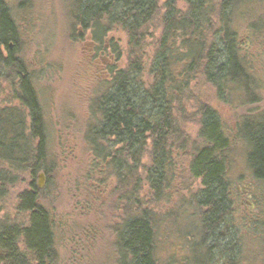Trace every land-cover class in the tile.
<instances>
[{
	"label": "rangeland",
	"instance_id": "1",
	"mask_svg": "<svg viewBox=\"0 0 264 264\" xmlns=\"http://www.w3.org/2000/svg\"><path fill=\"white\" fill-rule=\"evenodd\" d=\"M212 1L214 10L219 11L221 0ZM8 2L22 34L23 56L34 73L42 104L48 171L38 172L34 179L30 171H25L15 180L16 173L8 171L7 163L0 162V225L28 226L30 212L20 210L21 196L33 189V183L38 186L43 173L44 187H38L39 199L55 220L57 264H123L125 254L119 235L135 214L133 186L124 185L115 172L96 170L89 140L90 128L98 123L93 113L95 99L107 86L101 66L105 59L75 20L73 0ZM164 3L165 0L160 1L159 12L144 29L141 45H129V35L118 26H113L105 39L122 49L121 67H128L138 57L143 60V70L137 75L143 91L154 81L153 61L165 32ZM177 6L181 13L189 9L182 0ZM241 11L242 15L236 18L240 44L244 54L255 61L263 80L261 88L255 87L245 104L239 102L240 92L236 91L234 97H229L232 104H228L220 99L217 87L207 80L200 66L186 98L173 109L181 129L179 134L188 142L186 149L180 145L174 149L175 174L170 188L164 189L163 198H157L147 181V171L152 166L151 144L138 169L141 206L153 212L157 264H223L230 255L240 252V257H244L242 264H264V185L253 175L247 144L238 140L227 151L236 227L229 224L216 231L203 230L207 208L198 204L203 186L190 168L195 145L203 144L199 136L202 104L220 113L232 136L243 116L264 114V26L257 30V24L252 26L264 19V0L241 5L237 14ZM214 15L213 28L204 32L207 51L216 42L215 34L221 26L218 15ZM15 87L12 78L0 79V109L20 107ZM19 241L21 250L26 252L24 238Z\"/></svg>",
	"mask_w": 264,
	"mask_h": 264
},
{
	"label": "trees",
	"instance_id": "2",
	"mask_svg": "<svg viewBox=\"0 0 264 264\" xmlns=\"http://www.w3.org/2000/svg\"><path fill=\"white\" fill-rule=\"evenodd\" d=\"M73 1L75 20L97 44V52L104 53L105 39L113 26L129 35V45H141L144 29L159 12L161 0ZM178 1L165 0L163 5L165 32L153 61L154 81L150 88L143 91L137 78L143 70V60L138 57L128 67H121L118 62L123 57L122 49L111 42L117 62L105 75L106 89L94 103L98 123L89 130L93 165L101 172L117 173L124 185L132 184L131 193L137 203L135 214L119 235L125 254L123 264H157L153 212L141 206L138 169L151 144L152 166L147 171V181L157 198H163L164 189L170 188L175 174L174 149L180 145L184 150L188 142L179 134L181 129L173 109L186 98L200 66L207 80L217 87L220 99L228 104H232L229 97H234L236 91L240 92L239 102L248 103L250 92L263 84L255 61L244 54L236 21L242 15V11L237 14L241 5L259 0H221L219 11L214 10L212 0H182L189 8L186 13L180 12ZM213 13L218 15L221 26L215 34L216 42L207 51L204 32L213 28ZM252 26L256 30L263 27L264 19ZM23 46L10 4L0 0V79L14 80L15 98L20 102V107L0 109V162L7 163L8 171L16 173L15 180L25 171H30L33 179L38 172L48 171L46 123ZM200 113L199 136L203 144L195 145L190 168L203 186L198 200L200 207L207 208L203 230L216 231L229 224L236 227L227 151L238 140L245 142L250 148L248 161L253 175L264 185V114L243 116L232 136L215 108L202 104ZM32 185L33 189L21 196L20 204V210L30 212L28 226L0 225V264H57L55 220L41 205L38 186ZM21 237L26 252L20 248ZM240 256L241 252L230 255L223 264H242L244 257Z\"/></svg>",
	"mask_w": 264,
	"mask_h": 264
},
{
	"label": "flooded vegetation",
	"instance_id": "3",
	"mask_svg": "<svg viewBox=\"0 0 264 264\" xmlns=\"http://www.w3.org/2000/svg\"><path fill=\"white\" fill-rule=\"evenodd\" d=\"M93 45L97 46V44H95V43H93ZM106 48H107V51L104 52V53H100L101 54L100 57L102 59H105L104 60V64L101 65V66L103 67L105 74L108 75L110 67L115 66V63L117 62V59H116L117 55L111 49L110 44L108 43V41H106ZM121 63H122V59H121L120 62H118V65H121ZM40 189H42V188H40Z\"/></svg>",
	"mask_w": 264,
	"mask_h": 264
},
{
	"label": "water",
	"instance_id": "4",
	"mask_svg": "<svg viewBox=\"0 0 264 264\" xmlns=\"http://www.w3.org/2000/svg\"><path fill=\"white\" fill-rule=\"evenodd\" d=\"M39 184H38V187L39 188H43L44 187V180H45V174H40L39 175Z\"/></svg>",
	"mask_w": 264,
	"mask_h": 264
}]
</instances>
